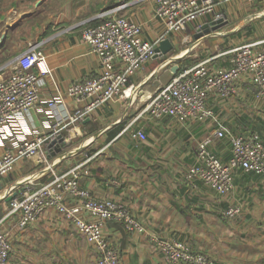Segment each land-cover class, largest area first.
Instances as JSON below:
<instances>
[{
  "label": "crops",
  "instance_id": "0c3cea01",
  "mask_svg": "<svg viewBox=\"0 0 264 264\" xmlns=\"http://www.w3.org/2000/svg\"><path fill=\"white\" fill-rule=\"evenodd\" d=\"M156 1L0 0V78L13 72L19 55L37 43L51 69V75L44 78L42 98L61 94L63 106L78 113L84 103L67 95V86L102 72L99 57L82 38L84 27L119 14L140 22L145 38L160 39L164 26L154 13ZM216 1L226 24L198 37L202 27H211L215 20L207 15L192 22L185 32L168 34L162 40L170 39L173 48L130 78V97L109 101L70 124V133L57 143V153L46 147L47 153L19 161L15 171L22 178L0 179V230L9 232L12 241L8 264H96L95 248L58 209H46L26 226L17 222L16 215L6 216L12 194L28 183L41 185L55 172L77 164L83 187L98 197L125 204L143 226L130 230L118 221L105 224L104 233L123 264H168L158 246L164 238L180 240L191 251L220 264H264V173L237 170L235 185L225 194L186 176L196 160L199 142L221 124L230 134L257 131L264 137V102L250 78H241L229 97L213 94L209 98L215 118L181 121L143 116L137 122L146 139L121 134L160 87L159 81L168 83L187 59L188 63L208 59L213 66L228 67L235 44L264 40V0L252 2L248 17L259 20L250 22L246 32L240 24L226 29L243 0ZM56 119L42 103L23 114L21 123L31 129L46 122L55 124ZM61 142L70 145L63 148ZM209 148L223 160L230 157L227 138L213 137ZM3 151L0 146V155ZM235 205L241 212L225 216L224 210Z\"/></svg>",
  "mask_w": 264,
  "mask_h": 264
},
{
  "label": "built area",
  "instance_id": "2783aa9c",
  "mask_svg": "<svg viewBox=\"0 0 264 264\" xmlns=\"http://www.w3.org/2000/svg\"><path fill=\"white\" fill-rule=\"evenodd\" d=\"M154 13L164 26V33L157 40L143 36L140 22L119 14L84 27L82 38L99 57L102 72L67 86L66 94L77 103H84L78 113H70L63 106L61 94L42 98L44 78L51 75V69L37 43H31L19 55L16 69L0 78V146L4 149L0 155V177L12 172L19 161L47 153L49 142L59 143L62 129L83 120L93 109L120 97H130V78L159 54L157 48L168 34L182 32L198 18L213 15L219 19L221 15L217 12L216 0H157ZM230 53L228 67L213 66L205 59L177 70L168 83L158 87L146 100L121 134L146 139L147 134L137 122L143 116L174 117L181 121L215 118L209 98L213 94L224 98L233 95L243 77L252 80L257 95L264 102V40L244 42L233 47ZM42 103L47 106L48 114L58 119L56 123L25 128L21 123L22 115L37 110ZM213 137L229 140L228 160L209 148ZM239 169L264 173V137L257 131L230 134L221 124L212 135L199 142L196 160L186 176L225 194L233 189ZM80 175V164H77L55 172L52 179L41 185H26L11 199L6 216L16 215L19 224L25 226L38 220L46 209L56 208L95 248L96 264H123L104 233L105 224L118 221L130 230H142L143 226L125 204L98 197L83 187ZM240 212L241 207L235 205L224 210V215L235 217ZM158 246L168 264H220L216 259L191 251L186 243L174 238L159 239ZM11 250L9 232L0 230V264H8Z\"/></svg>",
  "mask_w": 264,
  "mask_h": 264
},
{
  "label": "rangeland",
  "instance_id": "374dc122",
  "mask_svg": "<svg viewBox=\"0 0 264 264\" xmlns=\"http://www.w3.org/2000/svg\"><path fill=\"white\" fill-rule=\"evenodd\" d=\"M257 1V0H256ZM252 2H255V1H250V0H243L242 2H240V10L239 12H237V16L231 18L230 17V20L227 22V26H226V29L227 30H230L232 29L233 27H236L237 25L240 24L241 27V31H248L249 30V24L250 22H253V20H259L258 18H253V17H248L249 15H251V12H253V8L251 7L252 6ZM218 13H221L219 19H222V20H225V16L222 14V11L221 10H217ZM253 18V19H252ZM217 19V18H216ZM94 23V22H93ZM259 23V22H258ZM92 24V23H90ZM89 24V25H90ZM226 24V23H225ZM188 28V27H187ZM187 28L185 30H183L182 32H185L187 31ZM240 31V33H241ZM242 44L241 42L238 43V44H235L236 46ZM235 47V46H234ZM158 56V55H157ZM153 60V59H150V61ZM164 78V77H163ZM159 86H162L161 85V81H159ZM149 98H147L148 100ZM66 133H70V130L69 128L65 129V131L63 132V135L65 136ZM77 143V142H75ZM16 177V178H22V174H19L17 173V171H15V169L8 173L7 175H4V176H1L0 179H3V178H8V177ZM26 185V184H25ZM27 185H30L29 183ZM25 187V186H24ZM21 189V188H20ZM19 189V190H20ZM18 191V190H17ZM20 192V191H19ZM19 192H17L16 194H18ZM12 194V193H11ZM14 194V196L16 195ZM17 222H19V219H17ZM27 225V224H26ZM25 225V226H26ZM112 245V244H111ZM112 247H114L116 249V247L114 245H112ZM117 250V249H116ZM118 252V250H117ZM119 254V252H118ZM119 259L121 260V255L119 254ZM122 261V260H121ZM123 263V262H122Z\"/></svg>",
  "mask_w": 264,
  "mask_h": 264
},
{
  "label": "water",
  "instance_id": "95a60500",
  "mask_svg": "<svg viewBox=\"0 0 264 264\" xmlns=\"http://www.w3.org/2000/svg\"><path fill=\"white\" fill-rule=\"evenodd\" d=\"M226 23V21L225 20H222V19H215V20H213L212 22H211V27L209 26V24H205L203 27H202V30L200 31V34H197V36L199 37V36H202L204 33H206V32H210L211 30H215V29H217V28H219V27H221L222 25H224ZM173 48V44H172V42H171V40L170 39H168V38H166V39H164V40H162L161 42H160V45L158 46V48H157V50L159 51V54L158 55H160L161 53L162 54H166V53H168L171 49ZM175 72H177V70L176 71H174V73ZM60 140H64V138L61 136L60 138H59V141ZM56 141V140H55ZM15 194V193H14ZM14 194H12L10 197H9V199H12L13 197H14Z\"/></svg>",
  "mask_w": 264,
  "mask_h": 264
},
{
  "label": "trees",
  "instance_id": "16d2710c",
  "mask_svg": "<svg viewBox=\"0 0 264 264\" xmlns=\"http://www.w3.org/2000/svg\"><path fill=\"white\" fill-rule=\"evenodd\" d=\"M101 21V20H100ZM100 21H96V22H94V23H92V24H97V23H99ZM189 61H188V59L186 60V62L185 63H187V64H183V65H181L180 66V68H179V70H182V69H184V68H187V67H191V66H193V65H195L197 62H199L198 60L196 61V62H191V63H188ZM62 137H63V134H62ZM52 142H49L48 143V145L46 146L47 148H48V150H49V152L50 153H52V152H58L59 150H58V146H57V143H55V144H51ZM50 144V145H49ZM61 144V146L63 145V148L65 147V148H67L70 144H63V142H61L60 143ZM70 168V167H69ZM68 169V167L67 168H65V169H62L61 171H64V170H67ZM52 177H53V175H52ZM52 177L50 178V179H52ZM49 179V180H50Z\"/></svg>",
  "mask_w": 264,
  "mask_h": 264
}]
</instances>
